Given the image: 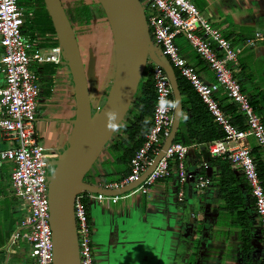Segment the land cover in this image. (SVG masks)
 I'll list each match as a JSON object with an SVG mask.
<instances>
[{
    "label": "built area",
    "instance_id": "obj_1",
    "mask_svg": "<svg viewBox=\"0 0 264 264\" xmlns=\"http://www.w3.org/2000/svg\"><path fill=\"white\" fill-rule=\"evenodd\" d=\"M153 47L159 50L172 69L191 86L208 115L222 132V137L204 145L208 157L225 159L240 174L252 198V209L259 229L260 263L264 264V193L251 156L248 138L254 140L264 156V124L255 113L249 98L242 92L235 77L238 55L253 44L246 39L233 46L220 30L213 26L190 0H139ZM31 11L18 5L17 0H0V165L9 163V193L18 201L21 218L10 233L7 248L26 242L33 264H52L51 230L48 222L47 178L51 163L58 156L38 142L34 127L39 79L32 64L44 62L63 65L58 44L50 47L40 43L52 41L51 36L29 39L23 25ZM181 36L213 74L212 82L203 81L194 67L180 54L175 43ZM256 38L264 37L255 33ZM55 38V37H54ZM150 77L154 100L150 127L140 146L129 159V171L120 180L98 185L104 190L121 188L145 171L167 137L172 120V108L166 103L163 112L160 101L173 102L168 79L161 67L151 62ZM224 95L234 104L244 119V128L231 123L216 95ZM198 144L172 141L150 173L133 189L146 194L157 181L172 178L177 202L184 197L183 187L189 178L185 159ZM169 161L174 162L171 169ZM207 161H200L193 187L201 193L209 185ZM201 172V173H200ZM117 200L119 195H104L82 190L74 196L72 213L75 226L78 263L94 264L91 225L86 201Z\"/></svg>",
    "mask_w": 264,
    "mask_h": 264
},
{
    "label": "crops",
    "instance_id": "obj_2",
    "mask_svg": "<svg viewBox=\"0 0 264 264\" xmlns=\"http://www.w3.org/2000/svg\"><path fill=\"white\" fill-rule=\"evenodd\" d=\"M60 1L63 3L65 0ZM190 1L233 46H239L246 39H253V44L244 47L238 55L235 77L240 81L242 92L247 97L257 94L258 98L260 92L264 93V41L256 38L254 34L258 33L264 37V0ZM29 10L32 13V10ZM93 20L86 27L73 25V28L77 30L75 38L86 76L89 100L99 107L112 79L113 49L109 48V60L106 63L98 61L102 41L111 44L112 42L110 32L109 36L98 32L100 28H104V24L100 23L98 28ZM93 34L98 36L93 38ZM182 40L184 39L178 36L175 43L180 42V45L184 46L185 42ZM180 45L178 44V49L185 61L195 68L203 81L212 82L213 74L204 62L184 47L182 50ZM51 65L52 63L48 62L31 65L40 83L34 127L38 142L58 155L69 145L73 128L74 96L72 80L65 64L59 67L54 65L49 72ZM115 136L113 132L110 141L114 140ZM248 144L250 148L256 145L251 138H248ZM202 150L204 145L198 144L185 159L189 178L183 187L182 202L176 200L172 178L157 181L146 194H139L130 189L119 194L115 201L88 198L87 212L91 225L94 264H185V259L177 261V244L181 229L187 239H198V249L193 248L191 244L185 249L187 255L197 256L195 264H241L238 229L231 221L218 223L219 213L215 210L219 203L216 189L209 185L199 193L193 187L197 171L204 169L199 168L201 159L204 160L201 156ZM103 151L105 150H102L97 158L98 162L95 160L93 163L94 170L100 175L113 171L110 165H100V162L108 157L106 151ZM261 155L264 158L262 153ZM9 169L10 167L6 170L8 174ZM205 171L210 173V177L216 174L217 167L207 165ZM94 183H97L95 186L101 184L98 177H94ZM240 186L244 196H249L243 180ZM7 192L10 194L8 190ZM8 198L10 201L5 206L3 203L6 200L0 193L1 234L8 228L10 213L14 212L15 208L19 209L18 202L11 194ZM247 205L246 202L245 208ZM250 206V226L253 230L250 257L252 264H259V229L252 205ZM197 225L201 226L199 234L195 233ZM6 248L7 243L4 246V263H9L10 254L19 252L21 248L12 247L8 248V251ZM31 263L33 264L32 261Z\"/></svg>",
    "mask_w": 264,
    "mask_h": 264
},
{
    "label": "water",
    "instance_id": "obj_3",
    "mask_svg": "<svg viewBox=\"0 0 264 264\" xmlns=\"http://www.w3.org/2000/svg\"><path fill=\"white\" fill-rule=\"evenodd\" d=\"M53 27L56 43L72 80L73 128L69 145L51 163L47 178L48 222L51 230L52 264H79L72 213L74 196L82 190L119 195L139 184L155 167L173 141L181 112L176 76L159 50L153 47L139 0H95L106 20L113 49V70L109 90L102 104L93 109L75 34L60 0H42ZM164 71L171 90L172 120L159 151L136 181L121 188L104 190L82 180L98 158L114 130L107 125L123 119L147 63ZM114 114V119L109 114Z\"/></svg>",
    "mask_w": 264,
    "mask_h": 264
},
{
    "label": "trees",
    "instance_id": "obj_4",
    "mask_svg": "<svg viewBox=\"0 0 264 264\" xmlns=\"http://www.w3.org/2000/svg\"><path fill=\"white\" fill-rule=\"evenodd\" d=\"M17 3L22 7L32 10V16L27 18L23 25L24 35L29 39H33L35 37L43 38L44 36H51L53 38L51 42L40 43L39 46L50 47L56 45L57 43L56 39L54 38L55 35L53 27L44 8L43 1L17 0ZM95 4L97 5V9L96 7L86 3L84 0H73L66 8L64 7L63 3L62 6L72 27L73 23L79 27H86L93 19L101 16L100 14H102L104 17L99 4L96 1ZM73 32L77 33V30ZM176 45L178 47V43H176ZM194 55L200 60L195 52ZM53 66L54 65L52 64L49 72H51ZM151 67L152 64L150 63L145 65L130 105L123 119L118 124L117 130H114L116 134L115 139L107 143L102 148V150L106 151L108 157L107 159L101 161L100 165H110L112 166L113 171L111 173L100 175L94 169H92V164L90 169L84 174L82 178L84 182L93 185L97 184L94 183V177H98L100 183L103 184L120 180L125 175H127L129 171V159L133 152L142 143L144 135L148 131L151 124L150 116L154 100L152 81L150 77ZM173 71L176 76L177 87L180 93L181 101L179 122L173 141L183 144H206L211 140L221 138L222 132L218 129L216 124L208 115L197 94L175 69H173ZM238 82L240 84L239 80ZM240 88L242 90L241 85ZM258 95H260L258 98L257 94L248 97L249 103L251 104L255 113L260 116L261 121L264 124V93L260 92ZM216 99L222 111L229 116L231 123L241 129L244 128V119L236 110L234 104L228 101L224 95L218 94L216 95ZM3 145L4 144L0 143V147H3ZM250 152L255 163L260 185L264 193V158L261 155L262 152L257 145L252 146L250 148ZM201 156L207 161L208 165L217 167L216 174L209 177V185L214 187L217 191L216 195L219 202L217 208L218 212L226 213V215L231 218L232 225L238 229L237 238L241 243V264H252L250 253L253 230L250 226L252 221L249 217V208L251 207L250 205H252V198L250 196H246V198L242 192L240 184L243 179L241 174L223 158H210L208 157L205 150L201 151ZM174 165L175 164L173 161H169L168 166L171 169L174 167ZM85 202L87 205L86 200ZM246 202L248 204L247 208H245ZM14 213H16V216H14V219H12V214ZM10 214L8 228L3 231V234L0 233V264H9L4 263V246L8 241L10 233L15 229L21 218V211L19 209L14 210V212H11ZM200 232L201 226L197 225L195 228V233L199 234ZM197 240L198 239H187L181 229L177 244V261L181 262L185 259V264L196 263L197 256L187 255L185 249L188 244H191L193 248L196 247L198 249L199 243ZM195 242L196 244H194ZM17 244L20 247L22 246L23 242L18 241ZM20 261H22V259ZM23 263L32 264L31 261H24Z\"/></svg>",
    "mask_w": 264,
    "mask_h": 264
},
{
    "label": "rangeland",
    "instance_id": "obj_5",
    "mask_svg": "<svg viewBox=\"0 0 264 264\" xmlns=\"http://www.w3.org/2000/svg\"><path fill=\"white\" fill-rule=\"evenodd\" d=\"M71 1H73V0H67V1L65 0L63 2L64 7L65 8L68 7V5H69V3ZM84 1L86 3L92 5L93 7H96V9H97V5L95 4V0H84ZM100 15L102 16V14H100ZM95 22H96L97 27L99 26L100 23L104 24V28L103 27L100 28L98 32H101L102 35L107 34L105 36H109V34H108L109 28L107 26L105 18H95V20H93V23H95ZM73 25H75V23H73ZM97 29H95L94 33H96ZM97 36H98L97 34L96 35L93 34V38H95ZM99 38H101V37H99ZM182 41L185 42L184 46H181L180 42H178V44L180 45L182 50L185 48L187 51H189V53H194V51L190 47V45L186 41H184V40H182ZM111 46H112L111 43H106L105 40L102 41V43L100 45L101 50H100V52H98L99 53L98 54V58H99L98 61L106 63L109 60V56H107V54H108L109 48H112ZM91 106H92L93 109L98 108V107L94 106L93 103H91ZM109 141H110V139L108 140V143H109ZM103 152H105V151H103ZM97 162H98V160H97ZM9 167H10L9 163H2L1 166H0V193L3 195L4 200H6V202L3 203L5 206H7V202L9 203V201H10V198H8L10 194H8V192H7V190L10 189L9 174L6 171ZM94 168L95 167H93L92 169H94ZM16 202H18V201L16 200ZM15 204L17 206L19 203L18 204L15 203ZM217 205H219V203H217ZM217 208L218 207L215 208L216 211L218 210ZM15 210H16V208H15ZM218 213H219V215H218V223H221V222L225 223L227 221H231V218L229 216H227L226 213H221V212H218ZM12 215L16 216V213H14ZM20 248L22 250L20 249L19 252L18 251L17 252L14 251L13 253L10 254L9 264H24L23 263L24 261H30L31 260V258L29 257V254H28V249H29L28 244L26 242H23V244H22V246H20ZM17 257H18V259H17ZM21 259H22V261H20Z\"/></svg>",
    "mask_w": 264,
    "mask_h": 264
},
{
    "label": "clouds",
    "instance_id": "obj_6",
    "mask_svg": "<svg viewBox=\"0 0 264 264\" xmlns=\"http://www.w3.org/2000/svg\"><path fill=\"white\" fill-rule=\"evenodd\" d=\"M166 103H168V104H170V106H175V103L174 102H166V101H163V100H161L160 101V109H161V111L163 112V110H164V107H165V104ZM110 115V118L111 119H114L115 117H114V114H109ZM110 129H112V130H117V125L116 124H114V123H109L108 125H107Z\"/></svg>",
    "mask_w": 264,
    "mask_h": 264
},
{
    "label": "flooded vegetation",
    "instance_id": "obj_7",
    "mask_svg": "<svg viewBox=\"0 0 264 264\" xmlns=\"http://www.w3.org/2000/svg\"><path fill=\"white\" fill-rule=\"evenodd\" d=\"M72 28H73V27H72ZM73 31H75L74 28H73ZM74 34H75V32H74Z\"/></svg>",
    "mask_w": 264,
    "mask_h": 264
}]
</instances>
